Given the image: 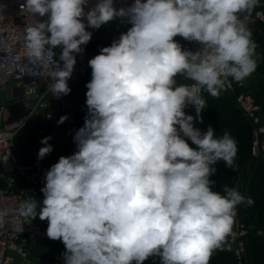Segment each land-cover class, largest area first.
<instances>
[{
  "label": "clouds",
  "instance_id": "9594fccd",
  "mask_svg": "<svg viewBox=\"0 0 264 264\" xmlns=\"http://www.w3.org/2000/svg\"><path fill=\"white\" fill-rule=\"evenodd\" d=\"M88 3L21 5L47 17L24 29V47L29 63L39 62L54 81L56 97L71 92L75 54L92 37L86 27L99 29L115 17L132 26L89 60L87 113L73 137L78 150L46 171L42 203L24 200L18 214L48 222L47 237L65 246L63 264H143L153 256L161 264H210L235 240L238 206L254 201L228 185L212 190L213 165L233 168L237 142L194 122L203 123L204 91L218 97L227 77L240 82L256 70L257 44L241 14L250 15L260 0H134L120 9L98 0L85 11ZM176 36L201 47L182 50ZM56 47L52 68L47 58ZM177 74L192 83L176 85ZM50 139L41 140L38 159L52 152ZM6 215L0 211V223Z\"/></svg>",
  "mask_w": 264,
  "mask_h": 264
},
{
  "label": "built area",
  "instance_id": "2783aa9c",
  "mask_svg": "<svg viewBox=\"0 0 264 264\" xmlns=\"http://www.w3.org/2000/svg\"><path fill=\"white\" fill-rule=\"evenodd\" d=\"M24 2L25 0H0V5H3L0 7V211L7 213L4 221L0 223V264H32L31 247L33 242H49L65 250L61 241H53L47 237L48 222L46 220L41 221L37 216L30 221L21 217L17 211L24 200L35 199L42 203L44 198L37 193H30L21 188V184L41 190L45 185L46 171L58 162V159L52 158L51 153L46 155L41 163L20 160L17 156L20 138L28 128L34 125L58 124L55 118L57 112L67 116V121H69L68 114L75 107V104L67 99V95L54 96L49 87L54 82L52 78L39 62L30 64L26 57L24 29L27 26H34L37 20L43 22L47 17L38 15L34 17L21 8ZM97 2L98 0H89L85 11L90 10ZM142 2H146V0H142ZM133 3L134 0H113V6L116 9L130 7ZM241 18L246 24L258 22L264 25V0H260L259 6L250 15L242 14ZM111 21L103 24L99 29L86 27V30L92 33V37L89 43L82 46L83 52L75 54L76 64L72 76L86 59L90 60L99 54L101 48L108 46ZM84 22L87 24L86 19ZM100 34L105 37L100 39ZM190 42L194 52L200 49L201 46L198 42ZM51 51L52 55L47 59L49 65L54 68L59 62L61 49L56 47ZM11 87L17 89L18 92L13 95L5 93V90ZM221 92H225L231 97L236 109L250 125L253 170L258 166L264 167L262 105L255 95L245 89L242 81L237 82L231 77L224 80ZM1 93L4 95L2 96ZM10 105L17 106V113H12L9 110ZM187 108L194 107L188 106L184 111ZM38 129L39 133L44 134V127ZM43 146L41 144L37 150L39 151ZM247 183L248 177L245 180H235L233 187L242 193ZM239 214L237 212L234 225L236 237L231 251V259L234 264H249L246 258V240L252 234ZM149 260L153 264H159L160 257L153 256ZM43 264H49V262Z\"/></svg>",
  "mask_w": 264,
  "mask_h": 264
},
{
  "label": "crops",
  "instance_id": "0c3cea01",
  "mask_svg": "<svg viewBox=\"0 0 264 264\" xmlns=\"http://www.w3.org/2000/svg\"><path fill=\"white\" fill-rule=\"evenodd\" d=\"M247 26L251 29L252 39L257 44V68L250 76L242 80V82L245 89L255 95L259 100L256 90L264 89V74L263 78L261 77L262 71L264 73V25L258 22H248ZM75 76L78 77V86H71V92L67 95V99L75 104V107L68 114L69 121H67V126H63L62 124H51L49 125V131L46 130L44 125L40 124L28 128L20 138L18 145L17 156L20 160H31L35 163H41L43 159H38L37 148L41 145V140L45 137H51L48 143L53 147L51 152L52 158L59 159L61 156H70L78 150L73 137L76 131L84 125V117L87 113L85 103L87 92L86 84L90 79L88 78L89 74L87 69L83 68V66L79 68ZM73 77L69 85L72 81L74 82V78H76ZM73 84L71 83V85ZM250 89L255 90V92H252ZM262 120L264 122V118ZM39 127H44V134L39 133ZM58 151L63 154H59ZM233 184L234 182L232 180L229 187H233ZM20 187L28 190L30 193H37L43 196L41 190L37 188L24 186L22 184ZM247 195L248 192L246 191L245 197H247ZM238 209L240 210L238 213H245L244 216L249 214V207L247 204L239 205ZM250 213H252L251 221L249 222L252 226V235L256 236L258 239H264V204H260L254 211L251 210ZM58 251L60 252L40 242H33L31 247V263L43 264L44 262H49V264H63L61 254L65 250L61 249ZM255 264H264V258L260 259Z\"/></svg>",
  "mask_w": 264,
  "mask_h": 264
},
{
  "label": "rangeland",
  "instance_id": "374dc122",
  "mask_svg": "<svg viewBox=\"0 0 264 264\" xmlns=\"http://www.w3.org/2000/svg\"><path fill=\"white\" fill-rule=\"evenodd\" d=\"M131 23L129 22L127 17H116L111 21V27H110V33L108 34V40L107 45L110 46L114 40H118L120 35L122 33L127 32V30L131 27ZM102 38L105 37L104 35L101 36ZM95 48V47H94ZM89 59H86L85 62H83L82 66L83 68L87 69L89 74V79L91 80V68L89 66ZM263 71L261 77L263 78ZM182 84V83H180ZM179 84V85H180ZM252 92H255V90L250 89ZM17 89L11 87L7 90H5V93L15 94ZM257 96L259 98V103L262 105L263 112H262V118H264V89H258L256 90ZM251 93V92H250ZM252 94V93H251ZM3 96L4 93H1ZM204 99L206 101V108L203 110L202 114L205 116V120H203V123H199L197 121V124H199L202 127L208 128L209 125L213 126L216 124H224L229 115L232 113L233 116H235L234 125L236 123H241V118H243V115L236 109L235 105L233 104V101L231 97L227 93H221L218 97H212L210 94H208L206 91H204ZM239 113V114H238ZM216 126V125H215ZM46 130L49 131V125L45 126ZM240 129H236L235 131H239ZM242 130H245V125H243ZM59 154H63L62 152H59ZM244 160H242L241 163H239V166L236 167L234 170L232 179L230 180V183L235 182V180H245L248 177V184H249V177L252 174L253 167H254V161L253 157L251 155V146L249 147V153L248 155H243ZM248 184H246L245 188L242 191V194L245 196L246 191L248 189ZM240 211L237 208V212ZM240 215V214H239ZM245 213L241 215L244 222L246 223L249 231L252 234V226L246 221V216H244ZM39 242V241H38ZM36 242V243H38ZM41 244L52 248L53 250L60 252L58 250H61L60 248L56 247L55 245L49 243V242H40ZM248 243V238L246 240V245ZM230 247L226 246L223 250H218L217 252V264H234L231 259V251L234 247V240L229 241ZM248 250V249H247ZM251 253L253 255L252 261L249 262V264H255L260 259H262L263 256L260 253H256L255 251L251 250ZM249 252L246 253V258L248 256ZM62 255V254H61ZM251 256V254H250ZM153 264L149 259L145 261V264ZM161 264V261L159 262Z\"/></svg>",
  "mask_w": 264,
  "mask_h": 264
},
{
  "label": "trees",
  "instance_id": "16d2710c",
  "mask_svg": "<svg viewBox=\"0 0 264 264\" xmlns=\"http://www.w3.org/2000/svg\"><path fill=\"white\" fill-rule=\"evenodd\" d=\"M102 34H100V39H102ZM76 73L74 74V77ZM73 77V76H72ZM71 77V78H72ZM73 77V78H74ZM78 77L74 78V82L71 83L73 85H69L70 89L71 86H78L77 85V79ZM76 79V80H75ZM71 80V79H70ZM70 82V81H69ZM221 92V91H220ZM225 93V92H221ZM203 98H204V92H203ZM238 110V109H237ZM239 111V110H238ZM186 114L192 115L193 117L196 116L195 108H187L185 110ZM240 112V111H239ZM239 114V113H238ZM203 120H205L204 114H202ZM235 121V116L231 113L224 124H216L213 125V129L215 130V134L217 137L222 136L225 132H228L237 142V155L235 158V164L233 168L228 169L223 161L218 162L217 164L213 165L217 169L216 173L212 176H210L211 180L216 181L215 185L212 186L213 191H220L224 185L230 184V180L232 179L234 170L236 167L239 166V163L244 160L243 155H248L249 153V147L251 146V129L248 122L245 120V118H241V123L233 124ZM243 125H245V130H242ZM194 126L197 128H200L202 131H206L207 128L200 126L197 124V121L194 122ZM236 129H240L239 131H235ZM188 143L190 146L195 147L194 145H191V141L189 140ZM249 184H248V195L247 197H251V199L254 201V203L249 206V214L246 215V221L249 223L251 221V210L254 211L260 204H264V167L258 166L252 171L251 176L249 177ZM242 215V214H240ZM248 219V220H247ZM247 251L249 252L247 259L249 262L252 261V253L251 250L255 251L256 253H260L262 256L264 254V239H258L256 236L249 235L248 236V243H247ZM217 251H215L211 257L210 264H217ZM251 254V256H250ZM264 258V256L262 257ZM254 262V261H252Z\"/></svg>",
  "mask_w": 264,
  "mask_h": 264
},
{
  "label": "water",
  "instance_id": "95a60500",
  "mask_svg": "<svg viewBox=\"0 0 264 264\" xmlns=\"http://www.w3.org/2000/svg\"><path fill=\"white\" fill-rule=\"evenodd\" d=\"M174 40L181 46L182 50H188V51L194 52L190 41L185 40L184 38H182L180 36L174 37ZM174 80L176 81V85H179L180 83L183 84V83L191 82V81L186 80L185 76L182 74H177L174 77ZM9 110L12 113H17V106L16 105H10ZM62 116H64V114H62L60 112H57L55 114V118L57 121H59L60 117H62ZM60 124H62L63 126H67V119L63 123H60Z\"/></svg>",
  "mask_w": 264,
  "mask_h": 264
}]
</instances>
